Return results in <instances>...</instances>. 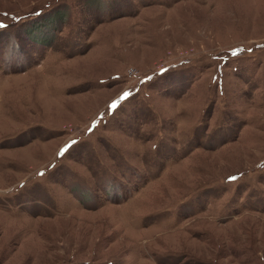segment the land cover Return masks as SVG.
<instances>
[{
	"label": "rangeland",
	"instance_id": "1",
	"mask_svg": "<svg viewBox=\"0 0 264 264\" xmlns=\"http://www.w3.org/2000/svg\"><path fill=\"white\" fill-rule=\"evenodd\" d=\"M0 264H264V0H0Z\"/></svg>",
	"mask_w": 264,
	"mask_h": 264
},
{
	"label": "snow or ice",
	"instance_id": "2",
	"mask_svg": "<svg viewBox=\"0 0 264 264\" xmlns=\"http://www.w3.org/2000/svg\"><path fill=\"white\" fill-rule=\"evenodd\" d=\"M124 95L127 96L128 94L125 93ZM121 98L123 99V97H121ZM115 106H116L115 104L112 105V107H115ZM72 143L75 144V141H73ZM232 179H235V177H233Z\"/></svg>",
	"mask_w": 264,
	"mask_h": 264
}]
</instances>
